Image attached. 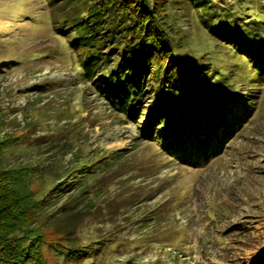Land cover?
<instances>
[{
    "label": "rangeland",
    "instance_id": "1",
    "mask_svg": "<svg viewBox=\"0 0 264 264\" xmlns=\"http://www.w3.org/2000/svg\"><path fill=\"white\" fill-rule=\"evenodd\" d=\"M217 1L224 7L233 3ZM45 3L0 0V138L23 131L35 119L36 125L24 133L38 146L36 151L26 141L14 152L7 150L5 158L33 163L34 176L44 174L52 182L55 170L73 157L68 153L61 159L57 151L66 135L55 128L57 119L68 114L63 122L73 127V143H79L83 153H125L110 169L102 162L91 167L103 195H90L71 233L87 244L84 258H68L56 250L59 246L46 244L47 264H261L264 88L257 93L245 80L241 92L256 96L250 98L255 109L248 122L206 162L195 154L183 162L140 138L139 124L80 80L66 37L47 21ZM261 4L264 0L249 1L248 11ZM175 5L186 8L179 12L182 29L197 28L200 33L198 24L190 26L199 11L185 7L183 0ZM222 97L231 105L243 95L226 90ZM76 201L65 194L47 213L60 206L69 214L80 207Z\"/></svg>",
    "mask_w": 264,
    "mask_h": 264
},
{
    "label": "trees",
    "instance_id": "2",
    "mask_svg": "<svg viewBox=\"0 0 264 264\" xmlns=\"http://www.w3.org/2000/svg\"><path fill=\"white\" fill-rule=\"evenodd\" d=\"M249 1L233 0L224 7L217 0H183L185 7L199 11L190 26L198 24L200 33L197 28L182 29L179 12L186 8L174 6L177 0H45V4L47 21L66 37V49L75 57L82 82L139 124L140 138L160 151L183 162L200 155L206 162L255 109L250 99L255 93L241 92L243 82H252L257 93L264 88V4L248 11ZM226 90L243 97L229 105L222 97ZM68 115L57 119L60 124L55 128L66 133L57 151L61 159L68 153L73 157L55 170L50 183L44 174L34 176L33 163L5 158L7 150L14 152L26 141L31 144L24 132L36 125L35 119L23 131L0 138V264H47L46 244L59 246L56 250L68 258H84L87 244L71 233L78 228L74 221L90 195H103L91 167L102 162L110 169L125 153L109 157L97 151L83 153L79 143H73V127L63 122ZM3 124L0 114V131ZM75 190L78 193L72 194ZM65 194L76 197L80 207L68 214L57 206L47 213L46 208Z\"/></svg>",
    "mask_w": 264,
    "mask_h": 264
}]
</instances>
